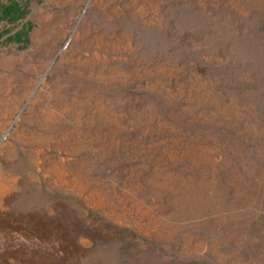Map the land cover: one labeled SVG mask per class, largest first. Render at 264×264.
I'll list each match as a JSON object with an SVG mask.
<instances>
[{
	"label": "rangeland",
	"instance_id": "1",
	"mask_svg": "<svg viewBox=\"0 0 264 264\" xmlns=\"http://www.w3.org/2000/svg\"><path fill=\"white\" fill-rule=\"evenodd\" d=\"M18 1L0 264H264V0Z\"/></svg>",
	"mask_w": 264,
	"mask_h": 264
},
{
	"label": "trees",
	"instance_id": "2",
	"mask_svg": "<svg viewBox=\"0 0 264 264\" xmlns=\"http://www.w3.org/2000/svg\"><path fill=\"white\" fill-rule=\"evenodd\" d=\"M27 15V9L18 0H11L7 3L0 2V24L5 22L10 26L3 33V35H9L7 37L8 42L19 44H27L29 42L30 23H25L20 29L16 30L27 18Z\"/></svg>",
	"mask_w": 264,
	"mask_h": 264
}]
</instances>
